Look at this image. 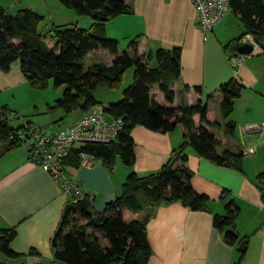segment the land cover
Wrapping results in <instances>:
<instances>
[{"label": "trees", "instance_id": "1", "mask_svg": "<svg viewBox=\"0 0 264 264\" xmlns=\"http://www.w3.org/2000/svg\"><path fill=\"white\" fill-rule=\"evenodd\" d=\"M59 1L77 14L90 15L94 19L91 28L77 23H53L46 28L43 22L45 16L37 10L22 7L16 13H10L0 3L1 70H10L12 64L18 61L33 87L45 88L52 78L55 87L65 85L55 107H62L69 114L76 109L86 112L100 104L95 97L97 88H119L126 70L134 67L133 81L124 89L123 97L107 104L101 103L105 113L114 118L121 117L124 121L117 140L81 145L73 150L67 163L79 168L80 154L87 151L108 168L114 166L118 157L132 166L136 160L132 133L137 125L168 132L179 124L184 130V141L172 150L158 171L145 175L131 171L122 183L120 194L107 202L103 211L92 209L90 196L78 199L69 195L51 239L54 261L48 264L56 261L67 264H148L152 253L147 236L149 216L128 220L126 210L141 212L176 200L192 209L206 208L210 198L192 183L193 171L188 166L186 148L192 147L199 155L216 164L243 169V149L237 152L228 148L219 151L222 141L210 127L223 126L227 136H236V124L230 115L235 108V99L240 97L245 85L235 77L220 84L218 91L222 94L220 109L223 124L210 120L213 113L209 99L214 92L208 94L206 101L199 99L192 104L182 101L175 105L173 85L182 72L181 46L160 47L155 52L139 54V36H136L131 39L129 48L120 52L119 40L107 34L106 23L119 14L133 12L126 0ZM230 3L232 13L240 19L245 31L225 44L224 49L236 51L239 39L251 33L264 50V0H230ZM98 47L108 49L114 56L113 62H95L85 70L86 56ZM153 59L157 62L155 67L149 65ZM156 88L164 94L165 103L156 99ZM191 88L186 84L183 93L190 92ZM193 89L200 92L201 86L195 85ZM8 113L5 105L0 106V143L6 144L3 151L19 147L25 141L21 136L25 133L24 124L13 127ZM196 116L200 118V124H196ZM229 195L230 191L225 189L222 197ZM240 210V204L230 198L225 212L216 213L213 217L214 226L224 233L225 240L231 245L245 239L235 227ZM16 233L15 227L0 228V251L6 257L40 255L33 248L28 254L14 250L11 243ZM100 236L108 244H102ZM244 255L245 252L240 251V258L235 264H240Z\"/></svg>", "mask_w": 264, "mask_h": 264}, {"label": "crops", "instance_id": "2", "mask_svg": "<svg viewBox=\"0 0 264 264\" xmlns=\"http://www.w3.org/2000/svg\"><path fill=\"white\" fill-rule=\"evenodd\" d=\"M43 1L48 7L47 14L53 23L63 24L55 21L59 18L56 14L63 15L67 7L62 3ZM126 2L132 6L133 12L119 14L107 21V34L118 40L139 36V54L155 52L160 47L181 46L182 72L173 85L176 92L175 105L182 101L192 104L199 99L204 100L205 96L212 92L216 95L219 85L231 77L237 78L245 85L240 97L235 99V108L230 115V119L236 124V136H227L223 126L210 127L222 141L218 147L219 151L228 148L237 152L243 149V169L216 164L199 155L192 147L186 148L189 155L188 166L193 171L192 183L198 191L206 193L210 198L206 208L192 209L176 200L141 212L126 210L128 220L149 216L147 236L152 253L148 264H235L240 258L239 243L229 244L224 238V233L213 224L214 214H223L230 198L240 204L241 210L235 227L240 236L247 239V249L240 264H264V130L258 133L243 130L246 124L264 121L263 48L259 45L255 54L233 65L229 58L233 51H226L224 44H228L242 33L238 35V31L233 29L232 25L237 18L231 16L232 11L216 25L213 32L206 34L198 28L192 0ZM35 3L39 8L43 5L40 1ZM30 7L45 16L46 28L52 26L43 11L32 5ZM90 54L91 52L88 55ZM108 55L106 61L98 62L111 64L114 56L111 53ZM27 83L18 61L8 71L0 69V106L8 104L1 101H5L6 91L15 94L18 87ZM186 84L192 88L185 94L183 89ZM195 85L201 86L200 92L193 89ZM154 92L156 99L165 103L162 91L156 88ZM8 98L12 102L15 100ZM96 99L99 101L97 97ZM210 100L211 98L209 106L212 109ZM220 102L216 110L212 109L210 120L223 124ZM77 110L69 113H73V122L58 126L53 131L67 128L77 122L85 114L84 111L78 113ZM195 121L196 124L201 123L198 116ZM132 135L136 155L132 166H123L116 161L112 168H108L97 161L92 167L81 166L71 171L79 181L80 187L89 193L94 211H103L106 203L120 194L122 183L131 171L140 175L158 171L168 160L172 150L184 141V130L179 124L168 132H158L144 125H137ZM5 145L3 143V150ZM249 148H254L255 151L246 153L245 150ZM2 152L0 228H16L17 233L11 243L14 250L28 254L33 248L38 250L40 255L6 257L0 262H53L51 239L69 196L63 192L56 179L30 158L27 147H14ZM225 189L230 191V195L223 198ZM100 241L104 245L108 244L102 236ZM54 264L67 263L56 261Z\"/></svg>", "mask_w": 264, "mask_h": 264}, {"label": "built area", "instance_id": "3", "mask_svg": "<svg viewBox=\"0 0 264 264\" xmlns=\"http://www.w3.org/2000/svg\"><path fill=\"white\" fill-rule=\"evenodd\" d=\"M196 10L198 28L203 33L213 32L216 25L231 12L230 0H192ZM251 43L254 50L249 54L236 51L229 54L233 65L245 60L251 54H255L259 44L253 34L242 36L238 45ZM91 110H94L91 112ZM86 111L85 114L74 124L67 128L53 131L45 126L32 122L24 123L26 147L30 158L33 159L44 171L48 172L58 181L66 195H72L78 199H84L89 193L80 187V183L72 174L74 166L67 163V159L73 150L89 142H112L117 140L124 121L121 117L106 119L103 104H97L94 108ZM249 133H258L264 130V121L246 124L243 128ZM254 148L245 150L246 153H253ZM95 156L87 151L80 154V167H92L96 164Z\"/></svg>", "mask_w": 264, "mask_h": 264}, {"label": "rangeland", "instance_id": "4", "mask_svg": "<svg viewBox=\"0 0 264 264\" xmlns=\"http://www.w3.org/2000/svg\"><path fill=\"white\" fill-rule=\"evenodd\" d=\"M41 2L43 5L40 6V8L37 6L35 2ZM50 2H57V4H61L59 0H50ZM0 3L3 7H5L10 13H16L20 8L22 7H30V5L38 7L41 11L47 15V21L49 25H52L53 21L48 16L47 12V5L44 4L43 0H0ZM52 7L54 6L53 3L50 4ZM232 13V12H231ZM62 13H57L56 17H59L58 19H55V21H58V23H77L81 27L85 28H91V23H93L94 19L90 15H80L77 14L74 9H65V13L63 15H60ZM235 19V23L232 25L233 29L235 31H238V35L243 33L245 31L244 26L240 19L232 13L231 15ZM61 17V18H60ZM44 24L46 22L43 21ZM110 36V35H109ZM113 37V36H110ZM115 38V37H114ZM118 39V38H116ZM132 38L129 40H126V38H122L119 40V51L122 52L124 49L129 48V43ZM225 46V44H224ZM91 54L87 55L85 58V64L84 69L88 70L92 67L93 63L98 61H106L108 54H110L108 49H105L103 47H98L97 49H94L90 51ZM89 52V53H90ZM88 53V54H89ZM14 63L12 64V66ZM149 65L151 67H155L157 65V62L155 59L151 60L149 62ZM133 74H134V67H129L124 76L121 83V86L119 88H110L108 86H100L95 91V96L99 99V102L103 104H107L110 101H117L123 97V91L125 88H127L130 83L133 81ZM220 86V85H219ZM65 85H61L59 87H55L54 85V79H50L49 85L45 88H37L33 87L29 82L27 85H23L17 88V92L15 94L13 93H4V99L5 101L1 100L2 103H8V104H2L7 107L8 115L10 124L13 127H19V125H23L26 122H32L36 123L41 126H45L48 130H55L58 126H66L67 124L73 122V113L67 114L62 107H55V104L57 103V99L62 97ZM219 88V87H218ZM208 95L205 96V101L208 98ZM8 97H12L15 100L12 102L9 100ZM102 97V98H101ZM222 99V94L218 92L216 95L211 97L210 105L213 110H216L219 107V102ZM101 100V101H100ZM103 101V102H102ZM1 105V104H0ZM78 113H81V110H77ZM106 119L113 118L109 113H106L105 115ZM23 130H21V133ZM238 137L240 136L239 128L237 131ZM19 148L24 149L26 147V143L23 142ZM3 142L0 143V152L3 151ZM255 147V146H254ZM119 164L125 166L126 164L121 161V159L118 157ZM100 163L101 160H99ZM130 166V165H127ZM143 216V215H140ZM6 259V256L0 251V261H4Z\"/></svg>", "mask_w": 264, "mask_h": 264}, {"label": "water", "instance_id": "5", "mask_svg": "<svg viewBox=\"0 0 264 264\" xmlns=\"http://www.w3.org/2000/svg\"><path fill=\"white\" fill-rule=\"evenodd\" d=\"M254 50V45L251 43H243L238 45V51L243 54H249ZM94 110H91L93 112ZM247 249V239H242L238 245V250L245 252Z\"/></svg>", "mask_w": 264, "mask_h": 264}]
</instances>
